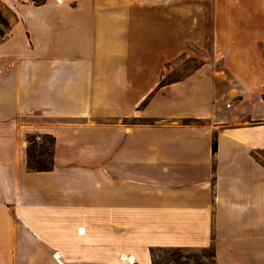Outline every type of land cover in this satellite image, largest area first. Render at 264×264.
Here are the masks:
<instances>
[{"label": "crops", "instance_id": "obj_1", "mask_svg": "<svg viewBox=\"0 0 264 264\" xmlns=\"http://www.w3.org/2000/svg\"><path fill=\"white\" fill-rule=\"evenodd\" d=\"M0 3V264H264V0ZM189 45L204 63L157 88Z\"/></svg>", "mask_w": 264, "mask_h": 264}, {"label": "rangeland", "instance_id": "obj_2", "mask_svg": "<svg viewBox=\"0 0 264 264\" xmlns=\"http://www.w3.org/2000/svg\"><path fill=\"white\" fill-rule=\"evenodd\" d=\"M12 14L0 4V40L7 35L8 26ZM206 53L193 45L188 50L166 63L164 73L166 78H177L187 74L193 66L202 59L206 60ZM136 120V119H135ZM153 252L154 264H214L211 256V248L207 247H160Z\"/></svg>", "mask_w": 264, "mask_h": 264}, {"label": "trees", "instance_id": "obj_3", "mask_svg": "<svg viewBox=\"0 0 264 264\" xmlns=\"http://www.w3.org/2000/svg\"><path fill=\"white\" fill-rule=\"evenodd\" d=\"M34 5H40L44 3L46 0H30ZM1 4V3H0ZM2 5V4H1ZM5 7V6H4ZM12 16L14 17V13L8 8L5 7ZM4 22L7 24L8 28L10 27V22L7 19H4ZM4 38V37H3ZM2 38V39H3ZM204 61L200 59L197 61V63L193 66V68L185 75H181L175 79L173 78H166L165 73L163 72L162 75L160 76L157 88H160L161 86H164L166 84L175 82L177 80H180L184 78L186 75L190 74L194 70L198 69ZM194 123H200V120L198 119H192L190 120ZM42 140L38 143L35 141V136L32 134H28L26 136L27 139V146H26V167L28 170L32 171H47L52 169L53 167V157H52V152H53V143H54V138L51 135H44L41 137ZM216 149V141H212V150L214 151ZM211 248V256L212 260L214 262V247L213 245L210 246ZM155 249H161L160 247H153L150 248V254L152 258L151 264H154L153 262V252Z\"/></svg>", "mask_w": 264, "mask_h": 264}, {"label": "built area", "instance_id": "obj_4", "mask_svg": "<svg viewBox=\"0 0 264 264\" xmlns=\"http://www.w3.org/2000/svg\"><path fill=\"white\" fill-rule=\"evenodd\" d=\"M35 140L39 141L40 140V136L39 135H36L35 136Z\"/></svg>", "mask_w": 264, "mask_h": 264}]
</instances>
